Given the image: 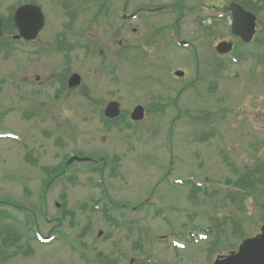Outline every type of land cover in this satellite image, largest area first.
<instances>
[{
	"label": "rangeland",
	"instance_id": "1",
	"mask_svg": "<svg viewBox=\"0 0 264 264\" xmlns=\"http://www.w3.org/2000/svg\"><path fill=\"white\" fill-rule=\"evenodd\" d=\"M24 1L30 0H0L1 13L9 14ZM31 1L45 17L37 39L0 40V48H9L8 55L0 50V131L17 138H0V229L20 235L19 253L10 255L11 247L0 264H212L216 254L235 250L254 234L264 218L262 190L250 204L246 193L251 187L230 199L219 191L207 196L214 189L209 182L208 189L200 188L205 192L194 194L190 185L174 182L194 175L197 181L213 180L211 184L221 187L230 179L242 181L244 174L264 164V62L255 65V57L248 54L243 65L216 72L214 43L226 37L227 20L209 35L205 29L199 32L182 9L140 18L119 30L118 11L128 15L141 6L174 0H102L97 18L95 10L85 8L79 14L73 11L70 23L60 6L65 1ZM208 1L181 4L202 14L207 9L200 6ZM230 1L237 0H220ZM251 2L263 6L251 49L260 48L264 56V0ZM129 26L138 30L135 35ZM151 28L164 33L154 36ZM172 29L182 40L194 41L199 62L168 40ZM142 36H147L145 45L139 42L124 52L117 74L107 75L109 67L102 69L107 58L97 48L115 38L134 41ZM110 51L116 60L121 50ZM175 69H184V76L176 77ZM72 72L82 74L84 81L69 92L62 88ZM51 75L59 76L55 87L64 93L50 84ZM110 100H117L126 116L137 104L146 113L133 124L137 126L123 122L125 116L109 126L100 115ZM157 102L163 105L158 110L153 109ZM73 153L92 161L70 163L55 178L47 174L55 165L59 173ZM24 154L30 155L29 162ZM113 158L118 164L114 170ZM42 191L44 197L39 196ZM4 202L31 208L41 235L55 239L48 244L34 241L30 229L23 231L29 208L22 219ZM32 225L34 230L37 226ZM192 229L208 238L186 241L183 249L172 247L169 240H184ZM28 248L32 253L23 254Z\"/></svg>",
	"mask_w": 264,
	"mask_h": 264
},
{
	"label": "water",
	"instance_id": "2",
	"mask_svg": "<svg viewBox=\"0 0 264 264\" xmlns=\"http://www.w3.org/2000/svg\"><path fill=\"white\" fill-rule=\"evenodd\" d=\"M230 7L233 11L232 31L240 35L244 40H248L254 29L253 17L245 13L237 5L233 4ZM15 21L20 35L25 39H32L43 25V15L38 7L25 5L16 10ZM216 49L219 52H226L229 50V44L220 42ZM176 74L181 75L182 72L176 71ZM78 81L79 77L74 74L69 79V84L73 85ZM105 114L109 117L116 116L118 114L117 103H109L105 109ZM142 115V107L137 106L131 113V118L140 119ZM75 158L77 157H72L69 161ZM261 231V234L243 240L237 252H231L227 256H219L214 264H264V225L261 227Z\"/></svg>",
	"mask_w": 264,
	"mask_h": 264
},
{
	"label": "flooded vegetation",
	"instance_id": "3",
	"mask_svg": "<svg viewBox=\"0 0 264 264\" xmlns=\"http://www.w3.org/2000/svg\"><path fill=\"white\" fill-rule=\"evenodd\" d=\"M79 1H81V5H78V2H77V4L74 3L75 1L73 0V5H72V9L73 10L78 11V12H82L83 9L86 8V10H91L92 13L94 12V10H95L94 13H97V14L100 13V9H101L100 3H101L102 0H79ZM215 1H218L219 4L221 3L220 0H215ZM240 1H241L240 2L241 5L243 6V8L246 11L251 12L252 14L255 15V18H256V27H255L254 34L252 35L253 36L252 37V40H253L255 37H257L258 32L260 30V21H262V17H260L258 14L260 13V10L259 9L263 10V6H261V8H260L258 6V4L251 2L252 0H240ZM216 7H217V5L214 6V4H213V8H216ZM223 12L226 14V16H228L227 18H229V19L231 18V14H230V11L229 10H224ZM217 20L218 21L215 20V22L216 23H219L221 19H217ZM7 22H9V19H8ZM209 22L212 23L213 20L212 19H209ZM228 23H229V20L227 21V25H228ZM217 26H218V24H215L214 25V27L216 29L218 28ZM157 36H158V33H157ZM225 36L226 37L219 38V39L220 40L229 41L231 43V48H232V51L234 52V56L238 60L237 63H243V62H245L248 58L247 57H242L241 54H243L244 51H245V54L249 53V50H248L249 46L248 45L250 44L251 41L248 42V43L242 42L239 37L234 36L232 34H228V33ZM114 42L115 43H118L119 45H122V44L125 45L126 42H127V39H124V38L121 37L118 40H114ZM241 49H244V51L241 50ZM198 62H199V60H198ZM215 63L217 64V67H219V66H221L220 64H222L223 62H221V60H219V61H215ZM255 64H257V63L255 62ZM218 69H220V67ZM249 199H252V194L250 195ZM263 222H264V218L259 223V225H261ZM258 232H259V229L254 234H251L249 236H253V235L257 234Z\"/></svg>",
	"mask_w": 264,
	"mask_h": 264
},
{
	"label": "trees",
	"instance_id": "4",
	"mask_svg": "<svg viewBox=\"0 0 264 264\" xmlns=\"http://www.w3.org/2000/svg\"><path fill=\"white\" fill-rule=\"evenodd\" d=\"M243 181H238V184L239 183H242ZM12 207L14 209H16V210L17 209L18 210L22 209L20 207H16V206H13V205H12ZM25 210H27V209H25ZM21 213H23V212H21ZM68 214H69V212H68ZM25 215L28 217V218H26L24 216V218H25L24 219V223H26L25 224V227L26 228H23V231L26 234L28 232V230L31 228L30 225L37 224V222H36V216L34 215L33 212H31L30 214L26 213ZM69 215L70 216H73V213H71ZM15 219L17 221H20L17 217H15ZM19 239H20V235L16 234L15 232L13 233L9 229H5V228L0 229V259L1 258H4L6 256H9L8 253H7V251L11 247H15V249H13L14 251L10 255H14L15 256V255H17L19 253L20 246L16 244L17 242H19ZM31 253H32V250L29 249V248L27 250H24L23 251V254H26V255H29Z\"/></svg>",
	"mask_w": 264,
	"mask_h": 264
}]
</instances>
